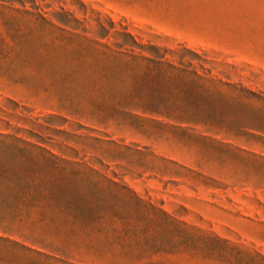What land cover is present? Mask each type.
I'll return each instance as SVG.
<instances>
[{"label":"rangeland","instance_id":"374dc122","mask_svg":"<svg viewBox=\"0 0 264 264\" xmlns=\"http://www.w3.org/2000/svg\"><path fill=\"white\" fill-rule=\"evenodd\" d=\"M178 68L239 135L174 118ZM263 129L264 0H0V204L56 182L102 209L21 206L0 264H264Z\"/></svg>","mask_w":264,"mask_h":264},{"label":"trees","instance_id":"16d2710c","mask_svg":"<svg viewBox=\"0 0 264 264\" xmlns=\"http://www.w3.org/2000/svg\"><path fill=\"white\" fill-rule=\"evenodd\" d=\"M159 63L161 62L159 61ZM180 63L182 64L181 61ZM190 66L191 63L186 65L188 68ZM160 73L159 71L158 74L160 75ZM209 73L210 70L201 75L196 70L176 69V88L182 98L175 100L173 106L178 115L174 118L179 122L206 127H224L233 136H237L240 134L238 131L240 125L238 121L226 119L224 112L226 103L221 101L220 92L210 86V80L207 77ZM245 124L249 126V121ZM9 175L10 172L3 169L0 179L5 182L6 179L9 180ZM74 190V188L56 182L51 183L44 192L27 182L17 181L9 184V187L2 191L0 230L3 232L12 231L20 207H32L39 199L46 200L51 205L56 218L64 217L65 219L70 216L72 223L80 228L93 227V220L99 216L102 209L99 207L93 209V203L82 201L76 196ZM0 239L3 237L0 236Z\"/></svg>","mask_w":264,"mask_h":264}]
</instances>
